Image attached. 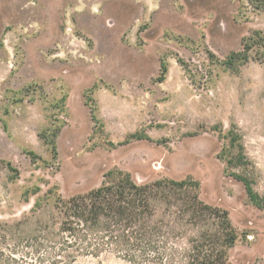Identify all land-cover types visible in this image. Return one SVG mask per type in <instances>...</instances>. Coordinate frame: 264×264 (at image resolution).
I'll use <instances>...</instances> for the list:
<instances>
[{
	"label": "rangeland",
	"instance_id": "1",
	"mask_svg": "<svg viewBox=\"0 0 264 264\" xmlns=\"http://www.w3.org/2000/svg\"><path fill=\"white\" fill-rule=\"evenodd\" d=\"M254 31L264 12L248 0H0V219L30 215L26 192L68 198L111 171L139 184L192 178L230 214L231 263L264 264V64H222ZM58 128L55 160L45 137ZM134 134L149 140L119 145Z\"/></svg>",
	"mask_w": 264,
	"mask_h": 264
},
{
	"label": "trees",
	"instance_id": "2",
	"mask_svg": "<svg viewBox=\"0 0 264 264\" xmlns=\"http://www.w3.org/2000/svg\"><path fill=\"white\" fill-rule=\"evenodd\" d=\"M248 2L264 12V0ZM242 46L222 63L226 68L235 70L250 61L264 64V31H254ZM167 73L163 62L157 81L163 82ZM59 133L60 128L45 137L55 160ZM229 134L231 145L238 148L229 163L240 167L246 159L242 138ZM143 140L148 136L134 134L119 145ZM26 154L39 159L34 152ZM233 176L245 185L250 201L263 207L251 182ZM104 178L101 187L68 198L60 192H26L27 202L34 201L30 215L0 219V264H76L103 257L115 264H232L230 251L238 233L228 211L201 199L199 182L166 178L139 184L120 170Z\"/></svg>",
	"mask_w": 264,
	"mask_h": 264
}]
</instances>
